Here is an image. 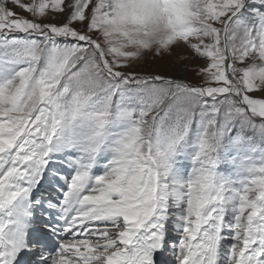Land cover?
Segmentation results:
<instances>
[{"label": "snow or ice", "instance_id": "6c2138e0", "mask_svg": "<svg viewBox=\"0 0 264 264\" xmlns=\"http://www.w3.org/2000/svg\"><path fill=\"white\" fill-rule=\"evenodd\" d=\"M0 264H264V0H0Z\"/></svg>", "mask_w": 264, "mask_h": 264}, {"label": "rangeland", "instance_id": "374dc122", "mask_svg": "<svg viewBox=\"0 0 264 264\" xmlns=\"http://www.w3.org/2000/svg\"><path fill=\"white\" fill-rule=\"evenodd\" d=\"M177 51H179V50H177ZM148 61L150 62V65H155V61H152V58H151V56L149 55L148 56ZM167 62H168V58L167 57H165L163 60H161L159 63H160V66H161V70H165L164 69V65L165 64H167ZM147 66V65H146ZM139 70V69H138ZM187 78L188 79H190V80H192V82H198V78L197 77H195V75H194V73H188V76H187Z\"/></svg>", "mask_w": 264, "mask_h": 264}]
</instances>
